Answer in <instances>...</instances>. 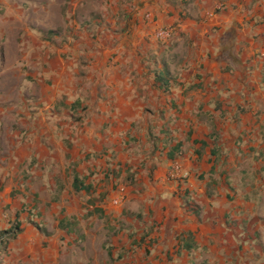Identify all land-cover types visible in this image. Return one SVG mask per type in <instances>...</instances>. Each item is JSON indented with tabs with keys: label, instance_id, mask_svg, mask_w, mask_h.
Instances as JSON below:
<instances>
[{
	"label": "crops",
	"instance_id": "0c3cea01",
	"mask_svg": "<svg viewBox=\"0 0 264 264\" xmlns=\"http://www.w3.org/2000/svg\"><path fill=\"white\" fill-rule=\"evenodd\" d=\"M0 146V264H120L90 194L125 264H264V0H0Z\"/></svg>",
	"mask_w": 264,
	"mask_h": 264
},
{
	"label": "rangeland",
	"instance_id": "374dc122",
	"mask_svg": "<svg viewBox=\"0 0 264 264\" xmlns=\"http://www.w3.org/2000/svg\"><path fill=\"white\" fill-rule=\"evenodd\" d=\"M59 5H61V4H59ZM20 104H22V102ZM1 150L3 153V148L0 146V161H1ZM71 173H70V175H71ZM65 181H66V179L64 181L61 180V183H64ZM0 185H3L1 180H0ZM89 196L90 197L88 199L85 198V200H86L88 205H92L93 207L92 208H89V207L86 208L84 216H87V217L91 216L93 218H96L97 220H102V223L106 224L104 228L108 229L107 237L104 238V241H103V248L107 251V254L105 256V257H107L106 261L111 262V263H114V261H117L120 264H125V262H126V256L125 255H126L127 250L122 245V241H123L122 238L124 237V235L121 236L120 229L122 228V225L123 226L126 225V223H125L126 218L125 217L123 218L125 221L121 218L120 220L114 222L115 217H112V219H111L109 216H104L102 213V210H100V207H98V208L94 207L96 202H98V203H100L102 201L104 202V199H106V195H97L96 196V195L90 194ZM58 197H60V196H58ZM98 210H100V211H98ZM53 219L57 220V217H55ZM83 219H85V218L83 217ZM76 222H78V221H76V217H70V218H67L65 220V223H67L68 225H71L72 227H74ZM116 224L119 226V228L116 227L117 226ZM113 229H115L116 231H113L112 233H110ZM113 235H116L119 238L118 239L119 245L116 246V247L120 248L119 250H114L116 247L114 245H112V239H111V237ZM111 249L114 252L113 256L111 255V251H112Z\"/></svg>",
	"mask_w": 264,
	"mask_h": 264
},
{
	"label": "built area",
	"instance_id": "2783aa9c",
	"mask_svg": "<svg viewBox=\"0 0 264 264\" xmlns=\"http://www.w3.org/2000/svg\"><path fill=\"white\" fill-rule=\"evenodd\" d=\"M147 19H151V14L147 12L145 14ZM171 28L170 27H159L156 30V37L159 40H166L170 37ZM186 174L182 169L181 162L176 159L172 161L168 171L167 178L172 180H182L185 178ZM114 195L111 196L109 203L113 206L119 205L128 195L127 186L124 184L118 185L114 190Z\"/></svg>",
	"mask_w": 264,
	"mask_h": 264
},
{
	"label": "trees",
	"instance_id": "16d2710c",
	"mask_svg": "<svg viewBox=\"0 0 264 264\" xmlns=\"http://www.w3.org/2000/svg\"><path fill=\"white\" fill-rule=\"evenodd\" d=\"M91 187L92 186L90 184H84V181L80 179L77 172L73 173L72 188L74 191L78 192L80 190H85L86 192H89ZM114 187L115 185L113 186V188ZM62 226H63V222L60 223V227ZM19 231H21V228L19 227L18 222H14L8 228L1 229L0 230V243L4 240L7 241L8 239L15 237Z\"/></svg>",
	"mask_w": 264,
	"mask_h": 264
}]
</instances>
